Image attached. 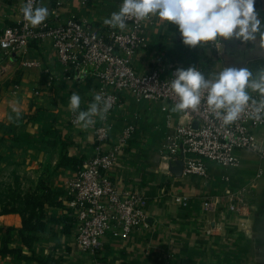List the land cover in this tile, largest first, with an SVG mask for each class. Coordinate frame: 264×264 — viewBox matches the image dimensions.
Listing matches in <instances>:
<instances>
[{
  "label": "crops",
  "instance_id": "0c3cea01",
  "mask_svg": "<svg viewBox=\"0 0 264 264\" xmlns=\"http://www.w3.org/2000/svg\"><path fill=\"white\" fill-rule=\"evenodd\" d=\"M122 3L37 0L36 6L48 7L47 21L53 24L76 19L104 28L103 19ZM21 5L22 0H0V32L19 20ZM255 8L264 21V0H256ZM140 36L142 46L132 60L139 73L158 69L167 74L173 67L192 66L205 76L223 67H248L255 73L264 63L258 40L242 44L233 39L222 49H193L182 43L176 26L166 27L156 18L142 22ZM27 61L35 63L25 65ZM80 75L74 77L73 70L57 61L48 39L30 43L17 55L4 56L0 49L1 102L15 115L2 118L15 126V135L10 138L4 126L0 129V161L7 158L40 167L47 185L37 218L42 221L41 230L22 229L19 212L0 213V227L11 228L8 234L0 231V249L9 250L0 252V264H264V159L240 149L236 166L205 160V175L183 174L178 156L166 153V143L172 127L184 122V117L172 113L168 102L136 101L129 92L121 94V105L104 121L97 119L93 127L81 130L70 121V95L77 92L81 110H87L100 82ZM13 107L19 110V119ZM99 126L107 128L104 147L117 143L123 130L131 127L111 176L120 189L141 193L147 205L143 224L126 238L105 239L93 255L75 243V216L66 208L63 194L76 166L93 155L98 143L94 128ZM254 135L264 146V122ZM177 196L187 201L176 202ZM237 199L247 206L246 216L239 221L228 209L229 202ZM27 234L29 247L22 242Z\"/></svg>",
  "mask_w": 264,
  "mask_h": 264
},
{
  "label": "built area",
  "instance_id": "2783aa9c",
  "mask_svg": "<svg viewBox=\"0 0 264 264\" xmlns=\"http://www.w3.org/2000/svg\"><path fill=\"white\" fill-rule=\"evenodd\" d=\"M27 2L22 0V5ZM36 3L34 0V7ZM127 23L124 32L76 19H69L64 24L46 20L41 26L32 28L25 27L20 11L19 20L1 30L0 49L4 56L17 55L30 43L48 39L57 61L73 70L74 77L79 78L82 74L100 82L97 93L110 98L112 104L108 114L121 105L123 92H129L136 101H165L174 106L178 98L170 90L169 81L174 78L177 68H170L167 74L158 69L137 72L132 60L142 46V22L129 20ZM34 63L27 61L24 64L30 66ZM253 96L258 98L255 93ZM181 114L185 121L174 125L168 133L166 153L178 156L183 174L205 175V160L222 167L236 166V151L240 149L251 150L264 159V146L257 143L254 135V129L264 119L253 120L246 113L238 121L225 125L203 101L196 111ZM75 118L73 114L70 121L74 123ZM130 135L131 127H127L117 143L104 147L102 143L107 137V128H94L98 143L93 155L82 160L73 176L65 182L66 208L75 216V243L87 253L96 255L105 239L126 238L145 221L146 198L137 190L120 189L111 176L118 154ZM175 201L184 204L187 199L177 196ZM204 205L208 207L209 202ZM246 208V204L238 199L228 204V209L237 214L238 221L246 216Z\"/></svg>",
  "mask_w": 264,
  "mask_h": 264
},
{
  "label": "clouds",
  "instance_id": "9594fccd",
  "mask_svg": "<svg viewBox=\"0 0 264 264\" xmlns=\"http://www.w3.org/2000/svg\"><path fill=\"white\" fill-rule=\"evenodd\" d=\"M255 3L256 0H123L118 11L103 19V25L124 32L129 20L144 22L156 18L166 27L176 26L182 43L189 48L218 50L234 39L242 44L258 40V47L264 51V21ZM33 4L34 0H28L20 8L25 27H39L49 18L47 6ZM169 87L178 98L170 109L172 113L196 111L203 101L225 125L238 121L246 113L250 119H264V68L254 73L248 67H223L208 76L194 66L180 68L169 81ZM111 107L110 98L101 93L93 96L87 110H81L77 92L70 95L68 103L76 117L74 124L81 130L93 127L97 119L104 121ZM13 112L19 119V110L13 107Z\"/></svg>",
  "mask_w": 264,
  "mask_h": 264
},
{
  "label": "rangeland",
  "instance_id": "374dc122",
  "mask_svg": "<svg viewBox=\"0 0 264 264\" xmlns=\"http://www.w3.org/2000/svg\"><path fill=\"white\" fill-rule=\"evenodd\" d=\"M1 101L0 96V129L7 126L8 137L14 138L15 126L11 123L6 124L2 118L9 116L14 118L15 115L11 112L10 106ZM40 170V167L9 161L7 158L0 161V210L2 208L14 210L25 218L36 220L41 212L40 206L44 202L47 189L46 180Z\"/></svg>",
  "mask_w": 264,
  "mask_h": 264
},
{
  "label": "trees",
  "instance_id": "16d2710c",
  "mask_svg": "<svg viewBox=\"0 0 264 264\" xmlns=\"http://www.w3.org/2000/svg\"><path fill=\"white\" fill-rule=\"evenodd\" d=\"M174 27V25H171V28H173ZM7 126H4V131H5V133L7 132V128H6ZM80 165V164H79ZM77 167V166H76ZM42 205L43 204H41V206H40V208H42ZM14 210H9V209H6V208H2L1 210H0V213L2 214V213H6V212H13ZM41 213L42 212H40L39 214H38V217L37 218H39V217H41ZM36 218V222H35V224L33 223V222H31V219H28V218H25L24 216H23V225H22V229H27V231H30L31 229H33V230H41L42 229V226H43V224H42V221H38V219ZM10 230H11V228L10 227H6V226H2V227H0V231H3L5 234H8L9 232H10ZM8 239V238H7ZM30 239H31V237H30V235L29 234H27V235H25V236H23L22 237V242H23V244L25 245V246H27V247H29V245H30ZM6 240V239H5ZM5 251H9L7 248H1L0 249V252L1 253H4Z\"/></svg>",
  "mask_w": 264,
  "mask_h": 264
},
{
  "label": "water",
  "instance_id": "95a60500",
  "mask_svg": "<svg viewBox=\"0 0 264 264\" xmlns=\"http://www.w3.org/2000/svg\"><path fill=\"white\" fill-rule=\"evenodd\" d=\"M193 126H194V127L196 126V122L193 123Z\"/></svg>",
  "mask_w": 264,
  "mask_h": 264
}]
</instances>
